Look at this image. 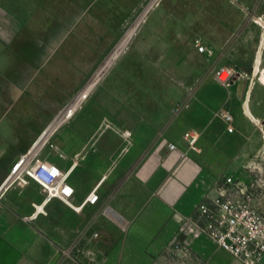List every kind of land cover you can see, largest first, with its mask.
<instances>
[{
	"label": "crops",
	"instance_id": "0c3cea01",
	"mask_svg": "<svg viewBox=\"0 0 264 264\" xmlns=\"http://www.w3.org/2000/svg\"><path fill=\"white\" fill-rule=\"evenodd\" d=\"M146 1L0 0V186L83 83L64 74L69 71L65 65L71 41L85 37L87 30L122 29ZM257 5V0H155L147 7L133 44L120 57L131 81L102 84L101 100L109 97L116 104L95 112L110 119V124L117 123L106 122L98 133L119 140V156L134 149L147 152L117 180L105 172L84 196L73 176L82 160L102 156L100 138L85 146L70 165L66 157L53 162L70 171L76 206L95 189L100 196L98 204H88L81 211L62 209L59 221L61 200L46 203L35 182L11 189L0 202V264H61L67 252L71 263L83 259L87 264H243L188 219L218 179L230 175L225 168L223 173L215 172L211 160L216 161V154L221 160L229 159L231 137L236 140L234 163L261 166L256 160L261 153H255L254 146L263 142L264 118L252 103V93L254 81L261 80L264 86V28L243 30L253 21L250 11ZM245 37L251 46L243 49L239 44ZM199 45L206 47L205 52L199 51ZM229 66L238 72L233 96L243 108L249 105L251 116L237 110L235 131L229 133L227 125H221L209 144L201 141L200 129L191 128L199 136L194 150L184 137L187 129L176 138L167 132L172 111L166 107L186 100L199 81H218L216 70ZM150 72L160 81H148ZM117 102L129 105L121 110ZM150 102L157 105L151 109ZM212 112L191 111L204 117ZM151 133L157 137L146 139ZM170 144L177 150H170ZM115 163L111 170L118 168ZM261 208L264 211V194ZM90 210L93 220L87 222ZM182 251L187 254L184 260L179 258Z\"/></svg>",
	"mask_w": 264,
	"mask_h": 264
},
{
	"label": "rangeland",
	"instance_id": "374dc122",
	"mask_svg": "<svg viewBox=\"0 0 264 264\" xmlns=\"http://www.w3.org/2000/svg\"><path fill=\"white\" fill-rule=\"evenodd\" d=\"M155 0H147L144 5L127 20L124 27L120 30H108L102 29L100 31L87 30L86 36L80 39H73L70 43L71 53L67 54L66 67L68 65L69 71L64 72V74L68 75L70 81L76 80L83 81L81 85H79L74 93L71 94L69 103L65 107V109L75 100L84 93V89L87 87L91 79L95 76V74L101 69L109 56L113 53V51L117 48V46L121 43V41L126 37V35L134 30V34L138 23L140 24L143 19V13L147 9V7L152 4ZM260 2V5L253 7L250 11V18H253L252 22H247L246 27L243 30H257V23L264 18V0H257V3ZM249 18V19H250ZM264 21V20H263ZM72 24V23H70ZM68 23H64V27L66 28ZM250 26V27H249ZM140 27H138L139 29ZM262 32V31H261ZM101 33V36L99 34ZM133 34V35H134ZM242 34V33H241ZM95 35V36H94ZM133 37V36H132ZM129 40V43L124 48L121 55L117 58V60L112 64V66L104 73L101 80L97 84V86L89 93L83 94L84 102H82L74 116H68V121L65 122L61 127L52 135L47 144L44 146V150L42 156L49 161L58 162L62 161L65 157L69 158L67 161L70 165L75 160L77 161L80 156L83 154L84 147H88L91 142L100 138L98 143L99 151L102 156L96 161L87 162V160H82V164L80 168L74 173L73 179L76 181V184L79 186L80 194L84 196L88 192H90L96 182L101 178V176L108 172L110 173V179L117 180L122 177L123 172H127L133 165H135L141 157L147 152L145 149H134L127 156H119L121 152V143L119 140L115 138L114 135L111 134H99L98 128L99 126L112 125L117 126L115 120L112 121V124L109 123L108 118L99 117L98 112L100 109L110 108V106H115V102L110 101L109 97H106L105 100H101L103 97V91H101V85L106 84L107 81H131L130 71H128L124 67V61L120 57L124 52L133 44L134 39ZM59 38L56 37L55 41ZM264 42V37L261 38ZM243 49L249 48L251 46L248 38L245 37L241 40V44ZM264 53V45L261 49ZM260 53V50H259ZM129 57V56H128ZM128 57L126 59H128ZM260 58V57H259ZM258 58V59H259ZM257 59V60H258ZM261 60V58H260ZM127 61V60H126ZM261 62V61H260ZM232 63V61H231ZM103 64V65H102ZM234 68L233 66H229ZM125 68V69H124ZM152 72V71H151ZM150 72V78L148 81H160L158 78L154 79ZM141 73H138L137 76L140 77ZM127 79V76H129ZM263 75V74H262ZM262 77V76H261ZM134 81H137L134 79ZM252 82V81H250ZM257 82V86L252 93V103H256L257 107L260 111V115L264 118V86L261 84V81ZM123 88H125L123 86ZM151 93H153V88L151 86ZM122 93L123 90L121 91ZM88 95V98H86ZM234 92L232 87H224L218 81H199L198 86L193 88L189 93L188 98L186 100L174 103L173 106H167V110H171L172 118H170L171 122L167 125V132L171 134L173 137H178L181 132H185L187 129L190 131L191 128H198L202 131V142L204 144H209L212 135H215L219 132L221 125L225 127L226 124L223 123L221 114L223 111H230L232 114H235L237 110L243 111V103L236 100L233 96ZM199 100H203L199 102ZM207 100V101H206ZM102 101V102H101ZM98 103V104H97ZM101 104V105H100ZM117 106L124 110L129 104H122L121 102H117ZM138 105V103H135ZM146 105V103H141ZM150 107L153 109L154 106L157 105L155 102H150ZM167 104V103H166ZM64 109V111H65ZM71 109V108H70ZM69 109V110H70ZM214 109L215 112L211 114L209 117H204V115L192 114L191 111H204ZM124 112V111H123ZM168 113V112H167ZM71 114V113H70ZM69 114V115H70ZM56 120V119H55ZM126 122V118H123ZM49 130V129H48ZM47 130V131H48ZM151 131V130H150ZM46 132V131H45ZM44 132V133H45ZM261 132V131H260ZM259 132V133H260ZM43 133V134H44ZM42 134V135H43ZM208 134L209 136H207ZM156 135L151 133L150 135H146V139H154ZM140 136H138L139 138ZM40 138V137H39ZM145 140V139H144ZM145 143V142H143ZM141 143V144H143ZM230 145V154L229 159H226L224 156V160H221V155H214L216 161L211 160V164H213L212 168L215 172L223 173L222 170L225 168V173H229L230 175H250L257 180L264 178V144L263 142H259L255 144V148L257 149L255 153L260 152L261 156L256 158L258 164L260 163L258 170L252 171L254 166L248 169V165L246 162H235L232 160L234 156H236V140L231 137L229 139ZM146 145V144H145ZM209 152L205 149V153ZM212 153H215L212 151ZM81 154V155H80ZM254 158V155H251ZM213 157V159H215ZM221 161H218L217 159ZM65 162V165L67 164ZM118 163V168L111 170V164ZM250 162V161H249ZM115 163V164H116ZM220 164V165H219ZM68 165V164H67ZM66 165V166H67ZM246 169V170H245ZM240 172V173H238ZM246 172V173H245ZM223 177V176H222ZM110 180V181H111ZM108 180L107 183H110ZM112 183H115L112 182ZM264 192V188L261 189ZM72 211V208L68 206L66 203L62 201H58V209H59V218L57 221L61 220V210L65 209ZM94 211L90 210L89 215L87 217V222L91 219L93 220ZM68 213V212H66ZM69 220H72L71 214H66ZM92 222V221H91ZM62 238V236H61ZM60 238V239H61ZM183 252V251H182ZM183 256H179L180 259L184 260L186 252H183ZM263 263V262H262ZM61 264H87L83 259L77 260V262L70 261V258L65 256L62 258Z\"/></svg>",
	"mask_w": 264,
	"mask_h": 264
},
{
	"label": "built area",
	"instance_id": "2783aa9c",
	"mask_svg": "<svg viewBox=\"0 0 264 264\" xmlns=\"http://www.w3.org/2000/svg\"><path fill=\"white\" fill-rule=\"evenodd\" d=\"M205 50V46L199 45L200 52L203 53ZM237 77L238 72L234 68L219 67L216 70L218 83L224 87H232ZM243 111L251 116L248 104ZM221 117L229 133H233L235 131L234 115L230 111H223ZM260 129L263 131L264 144V123H260ZM184 137L190 147L195 150L199 140L197 133L188 131ZM169 149L177 150V146L170 144ZM43 150L44 146L40 147L37 141L30 151L16 161L0 186V202L11 189L27 186L31 181L40 187L46 203L58 199L78 212L88 204L96 205L100 202L98 189H95L82 205L76 206L74 204L76 191L69 181L70 171H63L44 158ZM251 167L249 166L248 169L251 170ZM258 169L259 166L255 165L252 171ZM242 176L220 177L208 192L206 199L197 206L195 213L188 220L195 229L243 264H262L264 261V211L261 208V200L264 192L261 189L264 188V178L257 180L250 175ZM94 237H99V234L95 233ZM66 254L69 258L68 252Z\"/></svg>",
	"mask_w": 264,
	"mask_h": 264
},
{
	"label": "bare ground",
	"instance_id": "6f19581e",
	"mask_svg": "<svg viewBox=\"0 0 264 264\" xmlns=\"http://www.w3.org/2000/svg\"><path fill=\"white\" fill-rule=\"evenodd\" d=\"M259 26L264 28V21L260 20L256 22ZM134 34V30L130 31L126 37L121 41V43L117 46V48L113 51V53L109 56V58L106 60L104 65L99 69V71L95 74V76L91 79L87 87L84 89V93L78 97L73 104H71L70 108H67L62 114L56 118L53 125L49 128L48 131H46L43 135L40 136L38 140V144L40 147L45 146V144L49 141V139L52 137V135L63 125L65 122H67L68 116H74L75 112L77 111L79 105L84 102L83 94H89L99 83L104 73L112 66V64L117 60V58L121 55L124 48L129 43V40ZM261 61L260 58L258 60ZM260 79V78H259ZM262 81L264 80V74L261 77ZM261 81V80H260ZM86 98H88V95H86ZM70 109V110H69ZM71 113V114H70ZM70 114V115H69ZM40 206V205H39Z\"/></svg>",
	"mask_w": 264,
	"mask_h": 264
}]
</instances>
